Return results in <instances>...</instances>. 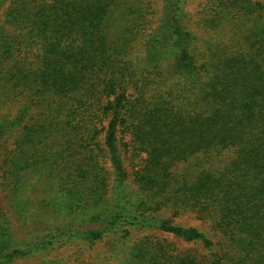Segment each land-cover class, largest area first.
I'll return each mask as SVG.
<instances>
[{"label":"trees","instance_id":"1","mask_svg":"<svg viewBox=\"0 0 264 264\" xmlns=\"http://www.w3.org/2000/svg\"><path fill=\"white\" fill-rule=\"evenodd\" d=\"M186 1L138 37L126 0H0V180L22 216L47 182L44 227L0 225V264L101 243L102 264H264V0H202V37Z\"/></svg>","mask_w":264,"mask_h":264},{"label":"rangeland","instance_id":"2","mask_svg":"<svg viewBox=\"0 0 264 264\" xmlns=\"http://www.w3.org/2000/svg\"><path fill=\"white\" fill-rule=\"evenodd\" d=\"M126 2L130 6H136L142 16L138 22L139 26H137L138 29H141L138 31V37L147 35L156 25L158 19L161 16V0H126ZM202 7V0H187L184 8V13L186 15L185 21L188 24V27L200 37L203 36L201 33L203 30L198 27V24H201L199 13ZM143 55L144 50L142 47H139L138 41L134 42L129 52V58L136 64L144 57ZM1 112H7V108H3ZM11 113H13V110ZM99 138L102 139V134L97 138V142L100 144ZM122 141L125 140L122 139ZM11 149L12 146L10 142L3 144V151H0L1 156H4L7 151H10ZM142 158L143 156L132 161L130 155L126 157L125 165L127 166L130 173L138 169ZM100 163L103 165V167L110 171V166L106 162L105 158H101ZM42 183L43 184L42 188H40V191L38 190L37 192L31 193L29 191L27 192L28 196L26 198L30 197L32 199L27 201V203L31 204V208L27 211L28 215L22 216L17 214L14 209L11 208L12 205H14V199L10 195V189L8 188L6 180H0V225H4L5 221L8 223V225L10 224V227L12 226V235L15 240L21 241L27 239L30 234H34L33 232H37V230L44 227V224H42V220H44L43 217H45L43 216L44 211L39 203L44 198V192L41 189L47 185V182ZM176 222L190 225L202 224V222L196 218L195 215L179 216L176 218ZM132 234L133 236L131 237V240L134 241L139 237L144 236L146 232L133 231ZM157 235L172 243L176 247V251H185L194 248L196 249V246L182 243L175 238L168 237L166 235ZM106 250H109V248L105 243L97 244L95 246H88L84 244H80L79 246L73 245L71 247L66 246L56 251H51L45 255H39L30 259L15 260L10 264H74L75 262L102 264L104 257L109 254L106 252Z\"/></svg>","mask_w":264,"mask_h":264}]
</instances>
